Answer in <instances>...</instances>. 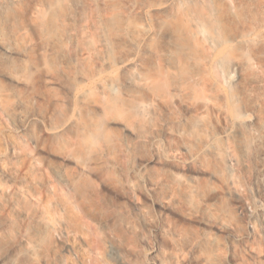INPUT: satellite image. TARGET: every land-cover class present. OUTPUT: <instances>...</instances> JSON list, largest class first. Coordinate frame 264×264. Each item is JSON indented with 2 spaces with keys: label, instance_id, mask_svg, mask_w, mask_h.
<instances>
[{
  "label": "rangeland",
  "instance_id": "1",
  "mask_svg": "<svg viewBox=\"0 0 264 264\" xmlns=\"http://www.w3.org/2000/svg\"><path fill=\"white\" fill-rule=\"evenodd\" d=\"M242 3L249 8L245 25L256 26L263 12L253 0H149L124 15L150 26L145 12L168 6L199 27L215 50L229 36L227 13L236 14ZM5 25L0 57L13 64L20 81L0 75V264H264V87L242 91L245 78L235 60L202 64L213 88L200 98L180 97L175 114L154 113L141 146L119 110L99 111L107 137L96 138L87 126L76 95L89 92L86 101L97 107L98 82H106L111 96L121 88L107 79L117 72L108 62H95L96 74L83 75L87 54L76 24L67 25L50 49L21 21ZM5 42L17 48L11 58L3 54ZM258 48L251 41L250 54ZM105 54L106 61H117L116 51ZM192 101L212 108L201 112L209 133L199 142L182 132ZM232 125L235 133L225 132ZM86 146L89 164L82 170ZM83 171L87 200L76 194ZM21 201L34 205L38 219L57 222L63 239L77 247L61 242L46 263L33 249Z\"/></svg>",
  "mask_w": 264,
  "mask_h": 264
},
{
  "label": "bare ground",
  "instance_id": "2",
  "mask_svg": "<svg viewBox=\"0 0 264 264\" xmlns=\"http://www.w3.org/2000/svg\"><path fill=\"white\" fill-rule=\"evenodd\" d=\"M253 1H256L257 9L263 12L259 23L256 26L248 23L250 27L246 26L249 8L246 3L240 4L236 14L227 13L229 36L215 50L205 44L199 27H195L196 25L168 6L145 12V17H149L154 23L150 26L141 25L137 17H125L124 12L135 5L147 6L149 0H2L0 35L6 32L5 24L18 20L38 38L40 46L50 49L56 46L67 25L76 24L81 50L87 54L82 59L83 75L90 77L96 74L95 62H108L113 68L117 67V72L109 74L107 79L117 82L121 88L117 96H111L106 90V82H98L93 89L99 102L97 107L86 101L90 97L89 92L81 91L76 95L79 105L83 106L87 114V126L94 131L96 138L107 137L106 120L100 112L119 110L126 115L139 145L142 146L148 141L149 125L156 117L153 116L154 113L170 109L175 114L173 109L180 97L200 98L203 90L213 88L206 79L202 64L213 63L223 57L231 58L244 75L242 91L246 92L252 84L264 87V0ZM40 2L43 6L35 11ZM16 3L19 7L14 9L13 4ZM251 31L253 37H249ZM251 41L259 43L258 50L253 54H250ZM1 44L3 54L8 58L16 53L17 48L11 43ZM111 49L117 52L115 63L106 61L105 51ZM12 65L0 57V75L8 77L12 83L19 82L17 71L12 69ZM0 89H3L2 84ZM33 89L38 96L43 95L37 85ZM195 104L193 101L188 104L191 115L182 123L185 125L182 132L188 131L199 142L202 135L209 133L208 123L202 113L206 111L210 114L212 108L207 102L197 107ZM59 112L61 116L64 115L63 109ZM234 131V125L225 130L230 134L235 133ZM90 151V146L83 150L82 170L89 164ZM79 177L76 194L87 200L89 189L85 184L84 171ZM189 184L193 186L192 182ZM21 202L25 207L22 210L25 221H30L32 225L29 235L34 242L33 249L42 251L46 263L49 262L48 255L58 253L61 242L68 248L77 247L74 242L63 239L57 222L47 217L38 219L34 205L28 201ZM1 220L0 212V222ZM180 242L182 241L177 243ZM177 243L175 245L178 246ZM2 245L4 244L0 242V247ZM207 261L213 264L211 260Z\"/></svg>",
  "mask_w": 264,
  "mask_h": 264
}]
</instances>
